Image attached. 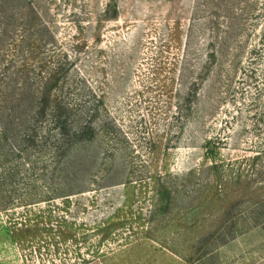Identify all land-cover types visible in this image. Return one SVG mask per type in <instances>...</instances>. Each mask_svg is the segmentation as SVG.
Listing matches in <instances>:
<instances>
[{
	"label": "rangeland",
	"instance_id": "obj_1",
	"mask_svg": "<svg viewBox=\"0 0 264 264\" xmlns=\"http://www.w3.org/2000/svg\"><path fill=\"white\" fill-rule=\"evenodd\" d=\"M6 45L111 132L2 177L0 264H264V0H2Z\"/></svg>",
	"mask_w": 264,
	"mask_h": 264
},
{
	"label": "trees",
	"instance_id": "obj_2",
	"mask_svg": "<svg viewBox=\"0 0 264 264\" xmlns=\"http://www.w3.org/2000/svg\"><path fill=\"white\" fill-rule=\"evenodd\" d=\"M29 69L28 59L17 64L11 45L0 46V159L7 157L0 164V171H4L0 173V182L2 177L18 173L20 165L22 172L28 173L34 151L43 155V150L49 148L46 152L50 156H63L74 146L91 142L98 133L111 132L108 118L96 123L98 110L104 105L101 94L93 92L87 99L84 91L81 101L78 98L79 102L73 103L75 99L63 91L64 83L71 82L60 75L62 67L46 70L37 80H31ZM14 228L16 234L24 232L25 227ZM18 233V238L25 239V235Z\"/></svg>",
	"mask_w": 264,
	"mask_h": 264
}]
</instances>
